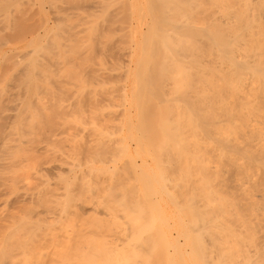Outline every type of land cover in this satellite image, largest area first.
<instances>
[{"label": "bare ground", "instance_id": "obj_1", "mask_svg": "<svg viewBox=\"0 0 264 264\" xmlns=\"http://www.w3.org/2000/svg\"><path fill=\"white\" fill-rule=\"evenodd\" d=\"M118 1L138 15L120 120L125 140L137 147L123 143L129 167L113 164L110 171L122 173L111 175L108 188L118 212L109 213L111 198H100L108 204L105 217L99 202L88 208L109 218L108 234L93 222L98 241L81 234L85 248H72L82 246L93 259L74 257L94 264H262L264 216L258 223L252 215H264V0ZM46 15L43 36L54 29Z\"/></svg>", "mask_w": 264, "mask_h": 264}, {"label": "rangeland", "instance_id": "obj_2", "mask_svg": "<svg viewBox=\"0 0 264 264\" xmlns=\"http://www.w3.org/2000/svg\"><path fill=\"white\" fill-rule=\"evenodd\" d=\"M110 1L0 0V264L83 263L74 257L87 255L82 253L87 238L78 241L79 235L96 237L99 228L93 222L104 225V232L109 222L101 219L108 205L103 200L111 198L107 209L118 212L108 188L116 172L111 174L113 164L127 171L131 162L120 151L122 144L129 141L133 152L137 147L125 140L120 120L138 50V37L134 41L130 33L138 15L127 11L128 3L121 1L127 7L119 8L120 1ZM44 13L54 27L48 36H43ZM118 181L115 185L122 189ZM94 201L100 218L88 209ZM248 212L244 215L251 216ZM255 213L254 222L261 221L264 215ZM103 231L101 244L109 239ZM75 244L81 249H72Z\"/></svg>", "mask_w": 264, "mask_h": 264}]
</instances>
